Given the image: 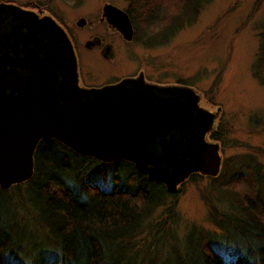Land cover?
Masks as SVG:
<instances>
[{
  "label": "trees",
  "instance_id": "16d2710c",
  "mask_svg": "<svg viewBox=\"0 0 264 264\" xmlns=\"http://www.w3.org/2000/svg\"><path fill=\"white\" fill-rule=\"evenodd\" d=\"M127 1L138 35L164 45L210 0ZM260 37L255 73L264 83V32ZM213 137L224 140L217 133ZM243 157L224 160L220 173L210 178L238 212L219 213L211 204L210 217L222 231L219 242L190 232L186 255L177 254V264H264V169ZM95 170L103 185L89 182ZM170 196L176 195L133 162H105L45 139L36 149L34 176L7 190L0 186V264H154L155 254L148 252L152 241L159 247L165 233H173L154 231L147 220L158 207H163L159 218L174 215ZM147 229L151 243L141 236ZM227 242L233 248L224 247L226 255L217 243Z\"/></svg>",
  "mask_w": 264,
  "mask_h": 264
},
{
  "label": "rangeland",
  "instance_id": "374dc122",
  "mask_svg": "<svg viewBox=\"0 0 264 264\" xmlns=\"http://www.w3.org/2000/svg\"><path fill=\"white\" fill-rule=\"evenodd\" d=\"M4 1H15L24 7L35 6L31 5L34 0ZM35 1L42 4L43 14L53 13L66 24L79 46L92 31L114 40L121 55L111 67L101 60H83V66L96 77L88 74V82H106L113 78L115 71L121 73L138 65L137 59L141 56L151 60L158 71L166 75L164 81L169 85L191 86L202 97L203 108L214 112L221 108L217 135L224 139L218 140L225 161L251 157L264 169V83L255 73L260 34L264 32V0H210L199 10L196 20L181 28L173 39L163 46L151 48L140 41L123 45L112 28L100 21L105 3L126 10L127 0ZM81 16L88 20L85 27L76 24ZM158 71L153 73V78H159ZM195 174L201 177L195 181L188 178L179 185L174 193L176 196L167 198L168 204L173 205L174 215L159 218L163 207H158L147 220L154 231L171 229L173 233V237L165 233L166 239L159 247V241H152L154 246L150 245L148 252L152 258L155 254L154 264H177V254L183 259L190 232L202 240L209 234L212 240L219 242L217 238L222 231L210 217L214 208L219 213L238 212L236 204L211 184L210 178L216 176ZM96 175H100L98 170L91 177ZM89 182L103 185L101 176L91 178ZM17 211L23 216L22 211ZM148 230H144L141 236L145 242L151 243L153 235ZM217 244L226 255L224 247L233 248L232 243ZM174 245H178L176 252L172 250Z\"/></svg>",
  "mask_w": 264,
  "mask_h": 264
},
{
  "label": "water",
  "instance_id": "95a60500",
  "mask_svg": "<svg viewBox=\"0 0 264 264\" xmlns=\"http://www.w3.org/2000/svg\"><path fill=\"white\" fill-rule=\"evenodd\" d=\"M0 6L19 8L12 4ZM103 15L126 39H133L132 20L125 10L106 3ZM48 19L71 55V79L76 85L77 62L72 43L63 28ZM85 24L86 20L81 19L79 25ZM14 60L17 62V58ZM31 70L20 90L0 89L3 189L34 176L36 149L49 138L98 160L133 162L141 173L164 183L171 193L195 173H220L221 145L206 139L217 113L199 105L200 94L193 88L169 85L163 89L122 80L100 89H88V95L60 101L51 96L59 84L57 67L50 60L41 59Z\"/></svg>",
  "mask_w": 264,
  "mask_h": 264
},
{
  "label": "flooded vegetation",
  "instance_id": "af4514ba",
  "mask_svg": "<svg viewBox=\"0 0 264 264\" xmlns=\"http://www.w3.org/2000/svg\"><path fill=\"white\" fill-rule=\"evenodd\" d=\"M0 4H12L19 7L3 9V6H0V58L7 57L13 60L14 58L34 54L39 58L49 59L59 70L60 76H62V83H60L61 89L66 90L69 96L72 95L70 98L79 95H88L90 93L88 92V89H100L106 85L117 84L122 80H127V82L130 81L133 85L140 83L158 85L163 89L169 86V83L164 81L166 80V75L158 71L151 60H145L142 56L137 59L138 65L130 67L128 71H124L121 73L115 71V73L113 74V78L107 80L106 82H88V74L93 77L94 72H90L83 66V60H101L109 64V67H111V64H115L119 60L121 54L117 49V45L115 44L113 39L109 40L103 34H99V32L97 31H92L85 42L79 46L76 43L71 32L68 30L66 24L60 21L55 14H43L44 9L41 3L34 0L32 1L31 5L35 6L24 7L15 1L11 2L0 0ZM48 4H50L49 1ZM49 17L54 20L57 25L63 28L72 43V48L74 50L77 62L76 85L72 82L71 79V75L73 73V67L70 60L71 55L69 54L67 47L63 44L62 37L57 35V31L50 27V20L48 19ZM81 19L86 20V26L88 20L85 16H81L76 24L79 27H85L79 25ZM100 21H105L112 28V31L117 35V40L123 45L127 44L130 46L133 42L140 41V43H142L147 48L163 46L161 44H152V42H147L146 40L140 38L135 30L134 25L133 39H126L119 29H117L107 21V18L103 15V12L100 17ZM91 23L94 24V22ZM14 26H17V29H14ZM23 30H25L26 32H24ZM82 50H84L85 53ZM4 67L5 66L0 67V88L7 86L5 82L9 80L10 77H15V75L6 76L3 72ZM102 69L103 67L101 68V71ZM15 70L19 73L21 72V69L19 68ZM156 71L159 72V78H153V73ZM25 72L26 70L24 69L20 74H24ZM20 74H18L17 76H19ZM93 78L96 77L94 76ZM201 102L202 97H200L199 105L203 108ZM206 110L208 109L206 108ZM214 113H217V110ZM220 116L221 112L217 113L214 116L213 128L206 134V139L215 141L216 138L213 137V134L217 133L218 131L217 128L219 126ZM206 120L207 117H205V122Z\"/></svg>",
  "mask_w": 264,
  "mask_h": 264
},
{
  "label": "bare ground",
  "instance_id": "6f19581e",
  "mask_svg": "<svg viewBox=\"0 0 264 264\" xmlns=\"http://www.w3.org/2000/svg\"><path fill=\"white\" fill-rule=\"evenodd\" d=\"M14 29H17V26H14ZM24 32H26L25 30H23ZM43 59V58H39L38 56L31 54V55H27V56H23V57H19L17 58V62L13 59L11 60L10 58L4 57V58H0V67L5 66L4 67V74L7 75H15L10 77L9 80H7L5 82V84H7V86L1 87L0 89H3L5 91H11L12 89L16 90H20L25 83V75L29 74L32 68V66H37L38 62ZM49 60V59H46ZM16 62V63H15ZM51 62V61H50ZM12 65H16V66H12ZM21 69V72L25 69L26 72L24 74H20L18 71H16L15 69ZM53 71V70H52ZM18 74H20L19 76H17ZM59 83V84H58ZM62 83V76H60V73L58 75V80H57V84L58 87L57 89L54 88L52 90L51 96L52 98L58 97V99L61 101L63 100H71V96H69V94H67L66 90L61 89V84ZM4 84V83H3ZM9 89V90H6ZM73 99V98H72ZM48 106V105H47ZM38 108V106H37Z\"/></svg>",
  "mask_w": 264,
  "mask_h": 264
}]
</instances>
